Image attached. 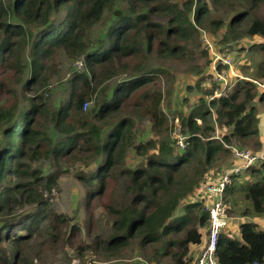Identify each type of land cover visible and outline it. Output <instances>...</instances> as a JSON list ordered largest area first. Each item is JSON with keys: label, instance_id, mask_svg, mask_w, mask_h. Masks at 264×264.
Wrapping results in <instances>:
<instances>
[{"label": "trees", "instance_id": "obj_1", "mask_svg": "<svg viewBox=\"0 0 264 264\" xmlns=\"http://www.w3.org/2000/svg\"><path fill=\"white\" fill-rule=\"evenodd\" d=\"M228 2L241 9L227 23L213 20L211 10ZM261 4L264 0H0V96L6 95V101L0 100V126L6 127L0 141V217L11 216L22 199L44 204L39 189L43 179L39 170L31 169L30 160L41 154L43 141L36 127L38 119L49 116L44 100L49 91L36 95L34 88L45 87L46 75L52 70L50 62L61 54L68 61H80L87 73L73 75L67 101L50 112L52 132L64 136L50 146V153L57 156L69 148L94 158L97 167L93 175L88 179L78 175L90 189L89 200L104 195L108 180L115 181L113 173L119 170L125 199L118 207L106 205L112 217L107 239L87 244H73L71 235L78 226L69 225L67 216L48 209L50 240L58 245L60 235H66L69 227V235L58 246L92 251L97 260L90 264H108L111 255L129 253L142 264H196L201 252L196 257L195 247L203 248L209 224L207 200L196 195L200 184L210 177L208 171L217 174L231 166L230 146L252 145L254 152L261 149V140L255 139L260 136L264 113L255 102L264 104V57L254 79H236L223 97L216 96L221 87L211 81L193 110L181 115L179 124L188 134V146L182 152L168 139L170 126L162 107L163 100L168 101L167 107L171 105V96L159 85L167 70H142V64L151 54L162 60L185 61L188 44L199 45V27L212 33L225 27L222 40L227 42L235 36L259 37L263 40L259 50L264 53V15L255 14ZM106 14L108 22L96 32ZM26 49L30 73L21 88L25 106L19 110L11 87L21 84L28 69L22 59ZM204 52L211 80L213 55L207 49ZM216 53L224 55L220 49ZM217 70L227 68L217 66ZM122 74L129 79L113 89L104 85ZM26 92L34 97H27ZM90 101L94 105L88 108ZM137 116L150 122L152 137L135 144L132 118ZM214 122L221 130L219 139H214ZM130 152L139 163L136 168L123 167ZM15 158L19 160L14 171L17 180L10 181L9 163ZM141 161L144 164L140 165ZM248 171L253 179L241 187L251 204L247 214L261 217L264 161ZM233 190L231 185L226 194ZM12 226L7 220L0 224V264H33L23 247L34 237L35 223L21 227L25 235L15 237L8 233ZM216 262L264 264V231L255 222L246 221L240 224L237 237L228 229L222 232Z\"/></svg>", "mask_w": 264, "mask_h": 264}, {"label": "rangeland", "instance_id": "obj_2", "mask_svg": "<svg viewBox=\"0 0 264 264\" xmlns=\"http://www.w3.org/2000/svg\"><path fill=\"white\" fill-rule=\"evenodd\" d=\"M240 7H233L231 2L226 3L224 6H216L211 10V17L213 20H222L225 23L229 22L230 18L235 12H238ZM257 15H264V4H261L255 11ZM109 15L106 14L100 24L95 27L96 32H100L104 25L108 22ZM201 35L198 40L199 45L196 47L193 44H188L186 47V53L184 54L185 61L178 60H162L157 58L155 54L147 56L142 64V70L164 68L167 70V75L159 80V85L164 92H168L171 105L169 107L166 100H163L162 107L164 113L168 119L170 131L168 133L169 141H174L173 127L178 126L180 135L188 137V134L184 133V128L179 124L181 115L184 112H189L198 104L199 97L202 96L203 90L210 87V80L207 78L206 56L204 50L206 46H210L212 51L216 53L217 49H220L222 54H218L224 58H230L232 61L229 70H226L227 79L231 88L236 82V79H254L256 68L263 60L264 53L260 51L259 44L263 40L259 37H240L235 36L232 41L222 40V35L227 31L225 27L221 30L212 33L204 27H199ZM209 43V44H206ZM203 51V52H202ZM190 52L192 54H190ZM227 56V57H226ZM23 61L28 63L27 71H24L21 84L14 85L11 88L16 92V99L18 101V109H24L21 102L23 96L21 88H24L25 83L28 81V75L30 73L29 50L26 49L22 55ZM51 71L46 75L45 87L38 88V85L34 88L35 94L39 95L44 90H48L49 93L43 94L44 100L48 106L49 116L46 120L38 119V125L36 131L40 134L41 154L35 158L34 161L30 160L31 169L39 170L40 177L43 179L40 182V190L42 194V202L44 204L32 203L29 204L25 199H22L20 205L12 212L11 216L0 217V224L12 223V230L8 231L13 237L19 235H25V231L20 229L23 226L31 225L35 223L36 228L33 231L34 237L28 242L26 249L27 256L32 260L33 264H90L92 261L97 260L92 251H81V246L74 248L69 245H61L64 243L69 235L70 229L66 228V235H60V243L54 245L50 240V233L47 226L46 212L48 209H52L57 213H62L70 219L69 225H77L79 230L74 231L71 235V241L73 244L93 243L96 239L106 240L109 234V226L111 224L112 217L106 209V205L118 207L119 204L125 199V183L123 179L118 178V171L113 173V180H108L107 190L104 195L96 197L93 200L88 199V193L90 191L79 179L78 175L83 174L85 179H88L93 175L96 170V161L94 158L89 157L82 151H74L72 149L65 150L59 155H53L50 153V146L56 145L59 141L64 140L63 135H59L57 132L53 133V123L50 120V112L57 111L62 108V104L65 103L69 97V90L71 87L70 80L73 75L87 73L82 67L81 63L75 61L66 60L61 54H57L50 62ZM211 72V70H210ZM12 75V71H8ZM7 73V74H8ZM133 74L132 72L129 74ZM126 74L114 77L104 83L108 88L119 85L121 82L129 79ZM238 76V77H237ZM237 77V78H235ZM257 83L256 81H254ZM259 87H263L262 84L257 83ZM23 86V87H22ZM29 88V85H27ZM264 89V87H263ZM11 90V91H13ZM46 93V92H45ZM27 97H34L30 93H25ZM99 93L97 94V96ZM96 95L93 97L95 100ZM1 101H6V95L0 96ZM93 104L94 101H90L87 107ZM258 111L264 113V104L256 103ZM87 108L83 109L85 112ZM20 111H17L15 115H19ZM125 115V113H123ZM122 115V116H123ZM134 132L136 136L135 144L144 142L152 137L150 132L151 124L147 119L143 117H133ZM260 122L261 136L256 137V141H260L264 137V115ZM13 122L10 123L11 128ZM97 125V123L95 122ZM103 128V124H99ZM216 132L214 139H219L221 130L217 126L216 122L213 123ZM6 127L0 126V141L4 140V131ZM225 132V130H224ZM263 134V135H262ZM187 135V136H186ZM10 137V136H8ZM174 139H173V138ZM49 141V142H48ZM237 146V145H235ZM240 149L253 150L252 145L248 147H239ZM229 154V159H230ZM135 153L130 152L127 154L123 167H134L139 165L135 158ZM17 158L12 159L9 163V176L10 181H16L17 177L14 171L15 166L18 164ZM29 163V162H28ZM144 164L143 161L140 165ZM214 171V170H213ZM208 171V176H213L217 171L213 173ZM52 179V182L50 181ZM253 177L249 175V171H245L240 174L232 183L234 190L230 194H226V199L230 206L228 213L229 219V231L234 233V236H238V228L241 223L246 221L255 222L259 230L264 231V215L261 217H252L248 215L251 209L250 202L246 201L241 190V187L245 188L247 183L251 182ZM11 184V183H9ZM47 187V188H45ZM1 188V187H0ZM128 196V194H126ZM197 195V194H196ZM200 197V196H198ZM230 201V202H229ZM184 203H182V206ZM246 213V214H245ZM65 230V229H64ZM63 230V231H64ZM5 232L2 233V236ZM2 248L7 249L6 246ZM201 246L195 247L196 257L201 252ZM108 264H142V261L138 257L131 256V254L125 255H111Z\"/></svg>", "mask_w": 264, "mask_h": 264}, {"label": "built area", "instance_id": "obj_3", "mask_svg": "<svg viewBox=\"0 0 264 264\" xmlns=\"http://www.w3.org/2000/svg\"><path fill=\"white\" fill-rule=\"evenodd\" d=\"M209 44V43H206ZM212 55L211 69L213 71L212 81L217 83L221 89L217 91V97L226 96L231 86L227 79L226 71H218L217 66L231 67L230 58H224L212 51L210 46H206ZM77 63H81L78 61ZM82 65V64H81ZM173 136L175 146L178 151H184L188 146V137L180 135L178 126L173 127ZM187 136V135H186ZM231 166L210 177H205L199 186L197 196L207 200V210L209 212V224L205 237L203 248L196 264H217L216 249L219 236L226 231L229 226L228 210L229 204L225 199L227 189L232 185L234 180L245 171L260 161H264V137L261 139V149L254 152L250 149H240L237 146H230ZM253 264H259L255 262Z\"/></svg>", "mask_w": 264, "mask_h": 264}, {"label": "crops", "instance_id": "obj_4", "mask_svg": "<svg viewBox=\"0 0 264 264\" xmlns=\"http://www.w3.org/2000/svg\"><path fill=\"white\" fill-rule=\"evenodd\" d=\"M228 228H229V226H228ZM204 239H205V237H204ZM205 241V240H204Z\"/></svg>", "mask_w": 264, "mask_h": 264}]
</instances>
